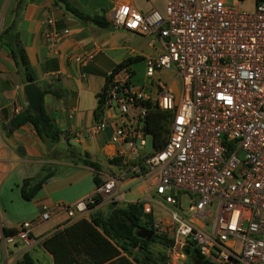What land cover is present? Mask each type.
I'll use <instances>...</instances> for the list:
<instances>
[{"label": "built area", "instance_id": "built-area-1", "mask_svg": "<svg viewBox=\"0 0 264 264\" xmlns=\"http://www.w3.org/2000/svg\"><path fill=\"white\" fill-rule=\"evenodd\" d=\"M251 1V12L238 11L237 0H164L161 12L146 13L117 3L107 15L112 25L155 37L162 48L144 58L139 88L125 66L121 77L114 78L119 69L107 75L101 115L87 132L110 128L109 140L121 144L114 155L123 173L144 182L139 202L153 216L152 233L165 239V264H187L185 245L212 264H264V0ZM46 24L44 36L52 40L53 19ZM91 57L72 61L83 65ZM160 70L178 80L177 92ZM152 106L170 118L162 145L151 138L145 151ZM119 179L107 174L91 195L53 209L81 217L95 197L116 199ZM49 213L43 207L40 219ZM29 225L0 236L2 243L18 241L22 251L31 243Z\"/></svg>", "mask_w": 264, "mask_h": 264}, {"label": "crops", "instance_id": "crops-1", "mask_svg": "<svg viewBox=\"0 0 264 264\" xmlns=\"http://www.w3.org/2000/svg\"><path fill=\"white\" fill-rule=\"evenodd\" d=\"M65 1L83 13L103 15L106 19L117 3H128L142 13L151 9L161 12L164 6V0ZM16 2L0 0V31L12 21ZM49 17L53 19L57 33L52 40L44 36ZM16 27L32 70L33 82L40 92L48 90L40 95V102L60 132L51 149L61 155L55 159L45 158L48 150L30 123L9 128L10 119L27 107V103L22 93V75L7 49L0 45V227L16 231L22 222L28 221L27 233L31 238L29 246L22 251L18 241L14 245H4L0 238V264H15L23 252L29 255L32 264H52V258L41 247L40 239L77 219H69L63 210L53 209L55 205L71 204L91 195L107 174L120 177L117 198H101L83 217L97 212L104 214L110 204L142 200L145 184L123 173L120 159L114 155L121 144L109 140L110 128L93 135L88 134L87 128L94 122L97 93L113 67L129 58L125 65V70L131 72L128 80L139 88L145 82L144 58L161 52L162 48L155 37L111 23L105 27L81 23L62 4L53 0H23ZM83 54H92L86 64L78 65L72 61L74 56ZM136 61H141L143 66L139 80L132 79L131 64ZM122 75L123 71L119 69L114 78ZM157 75L177 92L179 82L173 74L160 70ZM148 90L153 96V80ZM67 146L74 150L72 155H65ZM84 155L98 168L94 170L77 161V156ZM46 163L51 164L52 175L45 179L30 200L22 199L19 192L21 180L38 174ZM43 207L50 210L45 220L39 217Z\"/></svg>", "mask_w": 264, "mask_h": 264}, {"label": "trees", "instance_id": "trees-1", "mask_svg": "<svg viewBox=\"0 0 264 264\" xmlns=\"http://www.w3.org/2000/svg\"><path fill=\"white\" fill-rule=\"evenodd\" d=\"M53 1L62 4L63 8L81 23H89L99 27H105L110 24L103 15L83 13L65 0ZM22 2L23 0H17L12 21L0 31V45L7 49L16 69L22 75L23 82L28 83L33 82L34 77L16 27L17 15ZM129 61L130 59L127 58L115 65L110 75L125 66ZM110 75L105 76L104 83L97 93L94 120L99 119L101 115ZM47 91L43 89L40 95ZM52 93L56 94L55 92ZM169 118V112L161 111L155 106L148 109L145 117V129L151 134L154 147L160 146L164 142ZM25 122L31 124L34 132L45 144L48 150L45 158H58L61 155L60 152L53 148L51 149V147L59 139L60 132L43 109L41 102L38 112L31 111L27 106L15 113L10 119L8 126L13 129ZM73 151L72 148L67 146L65 155H72ZM76 159L94 170L98 168L97 164L87 159L86 155L83 157L77 156ZM52 173L51 164L46 163L42 165L38 174L22 179L19 185L21 198L30 200L45 179ZM99 200L98 197H95L93 202L88 204V207H92ZM152 219L151 213L142 212L139 201L127 202L121 205L110 204L104 214L97 212L90 214L88 217L81 216L72 223L54 230L40 239V245L50 254L52 264H76L81 260L85 262L84 264H165L163 252L155 255L148 248L152 242L165 246V239L154 232L149 240L137 235L138 232L152 231ZM14 233L15 229L13 228L0 227V236ZM183 251L189 264H212L204 260L197 250L189 245H185ZM120 255L129 259V262H119ZM15 264H32V261L29 255L23 252Z\"/></svg>", "mask_w": 264, "mask_h": 264}, {"label": "rangeland", "instance_id": "rangeland-1", "mask_svg": "<svg viewBox=\"0 0 264 264\" xmlns=\"http://www.w3.org/2000/svg\"><path fill=\"white\" fill-rule=\"evenodd\" d=\"M236 8L238 11H246V12H251L253 10V3L251 0H237V4H236ZM131 69L133 70V80H139L142 77V73H143V66L141 61H136L133 62L131 64ZM145 139V145L142 148V150H150L152 147L151 144V136L150 135H146L144 137ZM182 203L183 205H185L186 203V197H183L182 199ZM171 206V205H170ZM172 208H174V206H172ZM148 248L151 250V252H153V254L158 255L160 252H165L166 248L163 245H160L158 243H150ZM119 262L121 263H127L129 262V259H126L125 257H122V255H120L119 257ZM85 262L83 260L79 261L76 264H84ZM43 264V262H42Z\"/></svg>", "mask_w": 264, "mask_h": 264}, {"label": "water", "instance_id": "water-1", "mask_svg": "<svg viewBox=\"0 0 264 264\" xmlns=\"http://www.w3.org/2000/svg\"><path fill=\"white\" fill-rule=\"evenodd\" d=\"M22 93L26 100L27 106L33 112H38L40 109V90L34 82L24 83L22 85ZM137 235L141 238L149 240L152 235V231H142L138 232ZM172 242H167L168 246H171Z\"/></svg>", "mask_w": 264, "mask_h": 264}]
</instances>
